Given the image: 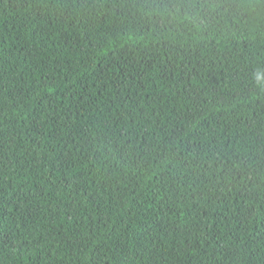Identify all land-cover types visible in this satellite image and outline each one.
Returning <instances> with one entry per match:
<instances>
[{
	"label": "trees",
	"instance_id": "16d2710c",
	"mask_svg": "<svg viewBox=\"0 0 264 264\" xmlns=\"http://www.w3.org/2000/svg\"><path fill=\"white\" fill-rule=\"evenodd\" d=\"M264 0H0V264H264Z\"/></svg>",
	"mask_w": 264,
	"mask_h": 264
},
{
	"label": "snow or ice",
	"instance_id": "6c2138e0",
	"mask_svg": "<svg viewBox=\"0 0 264 264\" xmlns=\"http://www.w3.org/2000/svg\"><path fill=\"white\" fill-rule=\"evenodd\" d=\"M258 27H259V30L264 31V24H260Z\"/></svg>",
	"mask_w": 264,
	"mask_h": 264
}]
</instances>
